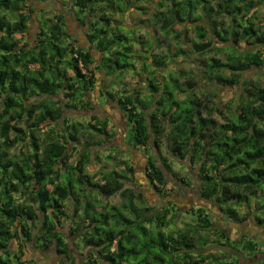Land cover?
<instances>
[{
  "label": "trees",
  "instance_id": "1",
  "mask_svg": "<svg viewBox=\"0 0 264 264\" xmlns=\"http://www.w3.org/2000/svg\"><path fill=\"white\" fill-rule=\"evenodd\" d=\"M58 1L75 14L82 43L70 33L65 12L37 11L33 0H0V264H27L30 243L42 251L54 247L76 264L61 230L64 219L91 249L85 264H255L215 253L212 245L255 256L259 240L231 236L206 205L186 209L197 223L179 226L184 215L174 199L157 208L126 186L135 181V166L126 160L117 161L121 170L103 165L93 173L100 158L93 148L114 139V124L98 113L82 120L68 112L95 110L94 100L101 107L114 102L130 145L147 153L145 173L157 195H170L166 173L190 185L167 154L190 159L202 198L228 223L253 216L264 231V72L262 79L246 76L264 67L260 2L160 0L151 30L124 25L125 14L148 0ZM40 11L51 16L40 20ZM33 19L38 34L31 43ZM186 22L195 30L191 48L157 52L160 34L185 39ZM192 56L198 71L183 83L171 62ZM133 74L144 89L127 88ZM201 79L241 88L223 120L213 116L222 113L218 92L207 88L203 96ZM18 145L25 148L20 154L13 152ZM117 194L121 205L103 199Z\"/></svg>",
  "mask_w": 264,
  "mask_h": 264
},
{
  "label": "rangeland",
  "instance_id": "2",
  "mask_svg": "<svg viewBox=\"0 0 264 264\" xmlns=\"http://www.w3.org/2000/svg\"><path fill=\"white\" fill-rule=\"evenodd\" d=\"M260 2V13L259 16L264 12V0H256ZM160 0H148L145 3L140 4L138 8H131L126 14H125V26H130L131 28H138L139 25L143 26H149V28L153 29V23H152V15L154 12L158 10ZM32 6L37 9L47 8L48 10H59L63 11L66 14V20L68 24V28L70 30V33L76 37L81 43L83 41V29L77 26L75 22V14L71 10H63V5L61 1H54V0H33ZM67 7V6H64ZM39 19L44 17H49L51 14L48 13H42L41 11L38 13ZM185 26L188 28V31L186 33L185 39L178 43L175 39L171 38H165L164 35L160 34V40L161 44L157 47V52H165L169 48L172 49L174 52L177 49V46L181 45L184 48H191V40L195 38V30L191 29L190 23L186 22ZM37 29H38V23L33 21L30 23L29 31L27 33V40H29L31 43L36 39L37 37ZM156 35V33H155ZM213 54V53H212ZM97 57V55H95ZM195 58L192 56V58L188 57H177L176 60L171 62L170 70L178 75L181 76L180 81L185 82L187 79V76H190L191 71L193 70L195 73H197L198 69L196 67L195 61L193 60ZM264 72V67H254L250 71L246 73L247 77H254L255 79L261 78ZM183 75V76H182ZM127 88H145V84L140 83L141 79L139 77H136V75L133 74V76L128 77V79L125 80ZM112 82V79H109L107 82L108 86H110ZM200 84L203 85L206 88L200 89L203 93V96L207 95V92L211 89L212 91L218 92V96L215 97L217 100L220 109L222 111L221 114L215 113L213 116L217 118L218 120H223L225 116H227L228 106H230L231 102L235 100L238 95L241 93V88H232L229 85H221L219 83L214 84H207L205 79H201ZM207 84L208 86H205ZM209 88V90L207 89ZM92 99L93 95H91ZM107 102V95H103L99 98V103L101 105H105ZM94 105H96L95 110L86 111V110H73L69 111L68 113L72 114L75 118L87 120L90 119V115L95 113L99 114L101 117H109L110 122L114 124V130L116 132V135L114 139L110 142L105 143L101 147L97 146L93 148V152L99 153L100 158H95L94 165L95 170L93 173H95L100 167L103 165H108L110 167H117L119 170L122 169L124 165L118 166L117 161L119 159H124L127 161L129 165L135 166V181H127L126 186H130L134 188L137 192L141 194L142 199H145L146 203L153 205L157 208H161L163 205L167 203V200L174 199L178 205L181 207V213H183V216H179L176 219V223L179 226H184L185 221L190 222L191 224L197 223V217L193 215L192 213L185 212L186 209L190 208L192 205H206L209 208V212L211 213V210L213 212L211 213L214 223L217 226V224H220L221 227H223L231 236L238 237L243 233H246L248 235H251L253 238L260 241V249L257 253H255V256H250L247 253L239 250L238 248L234 247H226L221 244L219 245H212L213 251L215 253H225L232 256H238L242 261L248 262V263H255V264H264V231L261 229L255 219V217H251L246 222L242 224H235V223H228L227 220L228 217L224 215L218 208L213 207V204L202 198L200 195L199 190V184L200 181L197 176L198 168L194 167L190 159L187 160H179L177 158H173L169 153L167 154L166 151L163 152V154H167L169 158H172L174 161V166L177 170L180 171L181 175H184L187 177L190 182V185L184 184L179 180H176L174 177H172L170 174L166 173L167 180L169 182L168 189L170 190V195L167 198H162L161 196L153 193V190L151 187H149L148 184V178L145 173V166L147 163V153L144 152V150H136L134 147H132L129 143V132L128 127L126 125V120L124 114L121 112V110L118 108V106L114 102L107 103L104 107H101L97 104V102L94 100ZM112 147V148H111ZM115 147H119L120 151L118 152L117 149H114ZM24 146L18 145L15 149H13V152L16 154H20L22 150H24ZM127 151L129 153H127ZM113 153V154H112ZM109 154H112L115 156V159H108L107 157ZM158 157V162L160 163V159L158 156V153H156ZM137 159V160H135ZM136 161V162H135ZM90 173L92 171L89 169ZM172 188V189H170ZM174 188V189H173ZM105 202H110L112 204L121 205L125 202V200L120 195H115L112 197H106L103 198ZM138 206H144L146 204L141 203L138 200H135ZM241 212L244 213L243 210ZM64 227L61 229L64 233L66 240H69L70 242V251L72 257H74L76 264H85L86 259L89 256V251H91L90 248L85 247L82 243V239L80 238L82 231L77 232L76 234L72 235L70 233L71 228V221L70 219H64ZM211 245V242H209V245ZM14 247V244H12ZM219 248V249H217ZM27 255L26 260L28 261L27 264H71L70 259H68L64 255H60L56 252L55 248H51L47 251H42L38 247H36L33 243H30L27 247Z\"/></svg>",
  "mask_w": 264,
  "mask_h": 264
},
{
  "label": "crops",
  "instance_id": "3",
  "mask_svg": "<svg viewBox=\"0 0 264 264\" xmlns=\"http://www.w3.org/2000/svg\"><path fill=\"white\" fill-rule=\"evenodd\" d=\"M135 160H137V159H135ZM153 190V189H152ZM153 193H155V191L153 190ZM156 194V193H155ZM142 198V197H141ZM180 206V205H179ZM180 211H181V209H180Z\"/></svg>",
  "mask_w": 264,
  "mask_h": 264
}]
</instances>
